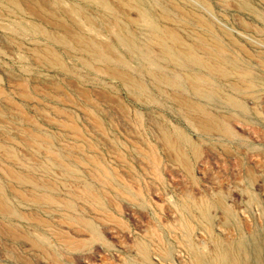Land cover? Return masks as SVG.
Segmentation results:
<instances>
[{
  "label": "rangeland",
  "instance_id": "obj_1",
  "mask_svg": "<svg viewBox=\"0 0 264 264\" xmlns=\"http://www.w3.org/2000/svg\"><path fill=\"white\" fill-rule=\"evenodd\" d=\"M17 1H22L20 6L23 4L19 18H13L0 9L3 15L0 14V143L14 150L19 161H10L0 153V189L5 198L8 197L7 201L9 199L14 208L25 214L22 215L25 219L14 220L22 235L14 239L5 234L8 233L5 227L8 222L0 216V264H197L201 259L207 264L213 259L217 248L233 250L235 246L241 248L244 264H264V86L257 88L249 84L250 92L234 79L231 81L233 88L230 89V83L217 76L213 81L219 85L220 90L216 89L211 100L199 99L187 79L194 65L191 64V68L189 64V68L188 65H179L182 69H177L178 66L171 65L166 59L157 58V48L147 43V54L156 58L153 68L171 71L186 88L178 91L167 86L162 89L156 87L147 73L148 69L145 70L151 66L136 56L137 60H131L132 67L148 87L147 96L137 100L129 87L113 78L107 68L99 73L86 70L78 61L82 55L63 54L60 46L50 44L62 53L64 62L75 70L73 74L48 63L37 62L32 56L31 47L49 42L40 35L34 36L30 31L26 32L28 36L15 35L11 29L12 18L28 24L34 23L41 29L59 35L66 36L71 31L74 35L78 30L69 26L65 14L61 12V7L69 0H60L61 5L57 6L54 0ZM105 1L109 14H115L110 25L99 24L103 18L102 13L94 6L88 7L91 17L96 18L101 25L103 34L97 36L113 44L115 51L123 58H130L127 48L119 46L116 33L122 27L133 30L129 18H135V15L120 4L123 0ZM170 1L185 11L192 10V13L203 16L210 26L201 25L189 15L177 13L169 5ZM241 1L143 0L147 7L153 6L149 8L155 12L154 17L162 26L170 25L190 43L199 44L201 40L225 47L229 58L240 66L244 63L247 66L249 62L251 74L264 78L259 59L243 54L233 45L234 38L251 52L257 55L264 53V36L259 34V31L264 32V0ZM27 2L33 4V7L30 4L29 7ZM112 3L118 8H114ZM41 6L46 12L41 10ZM119 8L122 11H118ZM163 10L173 13L175 23L163 22ZM48 19L59 28L55 26L56 29L53 23L48 24ZM60 27L71 31L66 33ZM85 29L80 32L82 35L91 37L97 34L89 28ZM138 31L139 43L146 45L147 31ZM199 56L206 64L214 62L202 53ZM247 56L253 57L252 60ZM203 73L208 75V70L204 68ZM235 74L239 76L240 72ZM24 93L30 97H25ZM173 94L183 95L187 100L202 105L207 104V111L214 115L228 112L225 116L229 117L228 124L234 134L232 138L217 130L207 116H196L198 118L194 124L187 116L188 110L175 99L176 102L171 100ZM229 94L245 104L246 116L238 114L237 117L235 113H229L224 103V98ZM66 115L80 126L83 134L76 136L61 127L60 123L67 120ZM95 120L103 124L105 133L96 128ZM200 124L206 128L203 129ZM29 130L53 137L52 146L66 160L68 166L63 163L66 169L71 167L73 170V179L65 173L66 170L55 169V178L45 171L44 165L48 161L45 149L39 150L24 142L26 131ZM178 131L186 134L191 143L180 142ZM167 134L173 143H182L181 149L191 164L189 171L179 164L176 152L168 147L165 141ZM193 146L199 148L196 153ZM143 151L146 154L155 153L158 165H152ZM78 157L86 161L91 160V157L94 161L97 157L96 160L101 161V164L84 165L78 162ZM9 169L15 170L17 174H26L27 169H34L32 171L37 178H53L57 192L53 190L54 195L61 204L68 200L73 205L72 211L58 206L59 203L54 206L50 203L35 206L24 201L16 195V189L20 187L9 179ZM58 180L62 183L58 184ZM63 183L65 187L61 185ZM86 184L92 188L95 196L101 198L104 212L97 211L76 197L78 192L85 189ZM190 202L203 208L206 203L209 204V231L188 209ZM33 217L50 223L48 228L52 232L35 222ZM186 221L192 222V233L182 230L181 225ZM87 224L91 227L88 228ZM55 232L61 233L63 238H57ZM25 235H29L30 239ZM34 235L41 238L38 239L46 250L33 248L31 240ZM63 240L81 245L72 248L61 242ZM141 245L148 248V261L141 257Z\"/></svg>",
  "mask_w": 264,
  "mask_h": 264
},
{
  "label": "bare ground",
  "instance_id": "obj_2",
  "mask_svg": "<svg viewBox=\"0 0 264 264\" xmlns=\"http://www.w3.org/2000/svg\"><path fill=\"white\" fill-rule=\"evenodd\" d=\"M54 1H55L54 4L56 6L61 5L59 2L60 0H54ZM76 1H78V3ZM226 1L227 0H224V2H226ZM21 2L19 3L17 0H0V9H2L4 12H8L9 15H11V17H13V18H16V16H17V18H19L18 16L23 11V9L21 8V6L23 4L20 6ZM117 2H115V3H117ZM170 2L171 3L169 5H171L172 9L174 11H176L177 13L180 12L181 14L189 15V16L195 18L199 23H201V25L203 24L204 26L205 25L210 26V23L203 16L198 15L196 13H192L193 12L192 10L191 11L183 10L174 1H170ZM65 3H64V5L62 4L63 6L61 7V9L63 8V11H61V12H63L65 14L64 16H66L65 19L69 23V26L72 25V27L74 26L78 30V32L77 33L75 32L76 34H74V35L71 33L72 32L71 30L65 29L66 27H64V28L60 27V28L63 29V31L65 29L67 31L66 33H68V31H71L70 32L71 34L69 33L66 36H63L61 34L60 35L57 34L56 32H49V31H46L44 29H41L38 26H36L34 23L28 24V23L18 21V20H15L12 18L13 25L11 26L12 27L11 29L15 35L18 33V34H21L23 36H25V35L28 36V34L26 32L30 31V32H32V34L34 36L40 35V36L44 37L49 42V44L45 43L43 45V44H38L36 41V44H38V45L35 48L31 47V50L33 49L32 50V56L36 59L37 62H39L41 64H43V63L47 64L48 63V65L50 64L52 67L63 70L66 73H72L74 69L70 68L64 62L62 53L60 51H58L57 48L52 47V45L53 46H60L63 49V52H64L63 54H66L69 56L70 55L75 56V54L78 56L82 55L83 57L79 58L78 61L80 60V62H79L80 65H82L86 70H94V71L99 73L102 70H104V68H107L108 72L110 71L113 78L118 79V80L122 81L123 83H125L129 87V91H131V93H133L138 98L137 100H139L140 98H142L141 96H144V95L147 96L148 87L143 82L144 80H142L141 77H139L137 75L136 71L133 69L134 66L131 63V60L136 59L137 58L136 56H138L142 61L145 62V64L149 63V65L151 66L150 68H145V67H142V68H145V70L148 69L147 73L152 78V81L156 87L161 88V87L167 86V87H170L172 89H176L178 91H180L182 89L184 90L186 87L178 81V79L176 78V76L173 73L171 74V71L167 72L163 69L160 70V69L156 68V70H155L153 68V65L155 64L154 61L156 60V58L147 54L146 46L148 43L149 46H151L153 48H157L158 52L156 53V55L154 54L157 58L166 59L168 61V63H170L171 65L178 66L177 69L179 68V65L180 66H182V65L186 66L188 64L194 65V68H193L194 70L192 71L193 73L190 72L191 73V74L189 73L190 76L188 78L187 77L186 78L189 81L188 84H189L191 90L198 96L199 99L202 98V99H207V100L210 99L211 100L210 97H212L213 94H216V92H215L216 89L220 90L219 85H217V83L213 81V78H215L217 76L218 77L220 76L222 79H225L226 81H228L230 83V85H229L230 89L233 88L231 81L234 79H237L236 82L239 83V85H241L242 87L245 86V88H248V90L250 92L252 91V90H250V85L257 86V88L260 86H264V78H260L254 74H251L252 71H251V69L249 70V68H248V66H250L249 62H248L247 66L245 65V63H244L245 66L244 65L240 66L236 61L232 60L231 58H229L227 56V54L225 53V49H226L225 47H223L219 44H216V43H214V44L210 43L209 44V42H202L201 40H199L200 41L199 44H196V43L193 44L194 42L190 43L188 40H185L180 34H178L174 28L169 27L170 25L169 26H162L161 24H159L158 23L159 21H157V19L154 17L155 12L153 10H152L153 11L152 12L149 8L152 5H149V7H147L146 4L143 2V0H123L122 2H120V4L122 3V5L124 6V8L126 7V9H129L135 15V18H129V19H131L130 23H131L133 30H127V29H124L122 27L121 31H119L117 33L115 32L116 33V40L118 41L119 46L127 48L129 54H131L130 58H123L124 56L122 57L119 53L116 52L117 50L115 49L113 44L108 43V42H104V41L100 40L97 36L102 31L101 25H99V24L104 23V24L110 25V23H112V19L114 18L113 16L115 15V14L113 15V13H112L113 16H111L109 14L110 12H108V4L106 3L105 0H75V1L69 0V2L66 1ZM27 4H28V2H27ZM29 4L31 5V3H29ZM35 4H37V3L35 2ZM83 4H84V6H82ZM147 4H149V3H147ZM30 5H29V7H30ZM32 5H31V7H33ZM244 5L245 6L247 5L246 1L244 2ZM56 6H55V8H56ZM90 6H94V8H96L100 13H102L103 18H101V22H99V24H98L96 18L95 19L92 18L90 13L88 12V10H89L88 7H90ZM113 6H114V4H113ZM115 7L116 6H114V8ZM51 8H53V7L51 6ZM111 8H113V7H111ZM116 8H118V7H116ZM34 9H36V8L34 7ZM32 10H33V8H32ZM38 10H34V11H38ZM41 10H42V6H41ZM42 11L46 12L45 9ZM118 11H122V10L119 8ZM122 13L126 14V12H122ZM172 14H173L172 12H169L167 10L161 11V18H162L163 22H166L169 24L172 22L175 23V21H176L174 18L175 16L173 17ZM1 16H3V15L1 14ZM75 16L77 18H75ZM43 17H45V16H43ZM43 17H42V19L44 20L45 18H43ZM53 17L56 19V17L54 15H53ZM48 21H49V23L47 22L48 24L53 23L49 19H48ZM116 22H119V21H116ZM54 24L55 23H53V26H54ZM113 24L115 25L114 22H113ZM50 26H52V24ZM55 26L58 27V25H55ZM61 26H62V24H61ZM115 27H116V25H115ZM244 27H246V25ZM3 28H5V27H3ZM85 28H89V29H91V31L93 30V31L97 32V34L95 36H93L91 34L93 37L92 36L87 37L85 35H82L81 34L82 31L86 30ZM117 29L119 30L118 27H117ZM138 30L147 31L146 45H144L143 43H142L143 45L139 43L138 36L136 34V32H139ZM109 31H111V30H109ZM101 34H103V32ZM224 34L226 36L230 37V35L227 32H224ZM259 34L264 36V32H262V31H259ZM33 35H31V36L33 37ZM143 38H145V37H143ZM230 38H232V37H230ZM108 40H110V39H108ZM50 44H52V45H50ZM233 45H234V47H236L235 49H238L239 51L243 52V54L251 55L253 57L254 56L257 57L259 59L258 60L259 66L264 70V55H263L264 53H261L260 51H258V52L256 51L257 53H259V52L261 53V54L257 55L256 53H253L249 49L244 47L242 44L239 43L238 40H235L234 38H233ZM233 45H232V47H233ZM200 53L210 57L211 59L214 60V62L206 64L204 62L205 60H203V58L199 56ZM247 57H249V56H247ZM252 58L249 57V59H251V60H252ZM179 60H181V63L179 62ZM189 65L187 66L188 68H189ZM193 65H191L190 68L193 67ZM146 67H149V66H146ZM204 68H206L208 70V75H204V73H203ZM179 69H182V68H179ZM196 69H198V70H196ZM105 72H107V70ZM237 72L238 73L240 72L239 76H236L235 73H237ZM76 76L81 77V75H76ZM217 86H218V88H216ZM221 91H223L222 88H221ZM250 92H248V93H250ZM1 94H2V90L0 88V95ZM182 94H184V93H182ZM223 94L225 95L224 92H223ZM24 96H25V93H24ZM27 96L30 97L28 94H26L25 97H27ZM182 96H180L179 94H173L170 96V98H171V100L175 99L178 103H180L179 105L181 107L184 106V108H186V111L188 110L187 116L193 120V121L192 120L191 121L194 124H195V122H197L196 118H198V117H196V116L204 115V116H207L206 118H209V120L216 125L217 130L219 129L220 132H223V134L230 136V137L232 135H234L232 132V129L230 128V125L228 124L229 117L225 116V114L228 112H226L224 115H221V114L220 115L219 114L214 115L213 112L211 113L210 111L209 112L207 111V107H209L207 104H206L207 106L205 104L202 105V104H199L200 102L196 103L192 100H187L186 97H184V96L182 97ZM222 97H227V95L226 96L222 95ZM224 99H226V101L224 100V103L228 106L229 113L233 112L232 114L235 113V115H237V117H238V114H241V115L245 114V116L247 115V110H246V107L244 106L245 104L241 100H239L238 98H234V96H232L230 94L228 95L227 98H224ZM207 100H205V101H207ZM222 100H223V98H222ZM208 104H209V102H208ZM61 112H63V111H61ZM190 112L192 114H190ZM193 114H195V115H193ZM62 115H64V112ZM66 116H67V120H64L62 123H60L61 127L66 129L65 131L68 130V131L72 132V134H75L76 136H80V134H83L81 132V130L79 129L80 126L76 125L73 122L74 121L73 119H72L73 121H71L70 116H69L70 118L68 117V115H66ZM232 116L230 115V118ZM91 118L95 119L93 116ZM239 118H241V117H239ZM96 120H98V119L96 118ZM209 120H208V122H209ZM198 123H200V122L198 121ZM209 124H210V122H209ZM210 125H212V124H210ZM96 126H97L96 128H98V130L100 132L105 133L103 124L98 123V121H96ZM201 126L203 127V129L206 128L203 125H201ZM198 127H200V126H198ZM208 129L209 128H207L205 130H208ZM213 130H215V129L213 128ZM215 132H216V130H215ZM208 133H210V132H208ZM26 135H27V137L24 139L25 140L24 142L26 144L31 145L33 147H38L39 150H41L40 148L45 149V154L47 156L48 161L44 165L45 166L44 168L48 174L50 173L49 175L53 174V177H54V173H55L54 170L59 168L61 170H66L67 172H65V173L73 179V177H74V175L72 174L73 170L71 169V167H67V169H66L65 166L66 165L68 166V164L65 163L66 160L64 159V157H62L60 155V153L57 150H55L53 148L54 146H52L53 143H51V142H53L52 141L53 137H51L45 133H42L40 131L38 132V131H34V130L33 131H30V130L26 131ZM169 136H170L169 134L165 135V141H166L168 147L176 152L179 164L182 165V167H184L187 171H189L191 164L189 163L188 157L186 156V154L181 149L182 143L179 145L173 143L171 140L172 138H170ZM177 137H178V140L180 139V142H189L187 135L184 134L182 131H178ZM189 143H191V142H189ZM5 145L0 143V153H2L10 161H13V162L19 161V158L16 155L17 153ZM90 146L91 145H89V148L93 149V147L92 146L90 147ZM193 147H194V150L196 153L197 150H199V148L197 149L198 146L196 148H195V146H193ZM2 154H0V155H2ZM87 158L89 159L90 157H87ZM95 158L98 159L97 157H95ZM146 158L151 163H153L152 165H154L155 163L157 164V158L155 156V153L150 152L149 154H146ZM77 159H79L78 162L80 161V163L84 164V165L95 164L96 166L97 165L100 166V164H101V161L100 162L97 161L96 159H94V157H93L94 161L92 160V157H91V160H89V161H86L85 159H82V158L80 159L79 157ZM63 163H65V166L63 165ZM91 163H93V164H91ZM73 169H75V168H73ZM27 170L25 172L26 174H23L24 172L22 174H17V173H15L16 172L15 170H14L15 172L10 170V169L8 170L9 171L8 172L9 173V179H12V181L20 187L18 190L16 189V195H18L19 197L24 199V201L26 200V201H29L30 203L35 204V206L36 205L42 206L43 204L45 206L48 203H50V205L53 204L52 206H54V204H58L59 200L54 195V192H56V190H55L56 183L54 182L53 178L47 179L45 175L43 177H45L46 179L41 178V177L37 178V177H35L36 175L33 173L34 169H32L33 171L31 169H27ZM74 174H77V173H74ZM76 176H78V175H76ZM68 179H70V178H68ZM74 180H76V179H74ZM66 182H67V180H66ZM57 183L59 184L62 182L59 181ZM64 183L61 185L63 186ZM65 185H66V183H65ZM65 185H64V187H65ZM1 189H0V216L8 222L7 226H5L8 233L7 232L6 233L4 232V233L7 236L14 237V239H16V237L20 238L19 237L21 235L19 233L20 230L18 229V225L14 222V220L16 218H22L23 214L17 208H14L12 206V204L9 203V201H10L9 199L7 201L8 197L5 198L4 192ZM53 190H54V192H53ZM76 197H79L80 199L84 200L85 202H87L88 204L93 206L95 209H97V211H101V213L105 211V208L101 202V198L99 199L97 196H95V194H93L92 188H90V186H88L87 184L85 185V189H83L82 191L77 193ZM61 202H62V200H61ZM190 203H189V205H187V206H189L188 209H190L191 212L195 214V217L203 224V226L206 228V230L209 231L210 230V221H211L210 220L211 219L210 214H209V204L206 203V205H204V208H203V207H200L199 205H196L195 203H193V204L192 203L190 204ZM60 205L62 206V208H64V209L66 208V210L71 209L69 211H72V209H73V205L70 204V202L68 200H67V202L62 203V204L59 203L58 206H60ZM221 206L224 207L223 204ZM226 211H227V209H226ZM22 219H25V218H22ZM34 220L39 225L46 226L47 228L50 226V223L47 224L46 222H42V221L37 220L35 218H34ZM190 222L191 221H186V222L182 223V225H181V227L183 228V229L182 228L181 229L184 230L186 233L187 232L192 233L193 225H192V222L191 223ZM87 226H88V228L91 227L90 224H87ZM48 230H50V229L48 228ZM50 231L52 232V230H50ZM55 234H56V232H55ZM31 235H33V234H31ZM56 235L58 236L57 238H60V240L63 238L61 236V233L58 234V232H57ZM27 238L30 239L29 235ZM32 238L33 239L31 241H32L34 249H36L38 251L39 250L42 251L45 249V247L42 245L43 243L41 244V241H39L41 239L40 237H38V238H40V239H38L37 236L34 235ZM65 239H67V238L65 237ZM15 241H17V240H15ZM61 242L65 243L66 245H68L69 247H72V248L79 246V244H80L79 243L77 245L74 242L67 241V240L66 241L63 240ZM46 247H47V245H46ZM145 247H142V245H141V253H142L141 257L144 258V261H148V258H149L148 257V250H147L148 248H145ZM216 250L217 251H215L216 253L212 257L213 259L211 260L210 263H208L209 261L207 262L205 260L207 262V264H244L243 252H242L240 247L235 246V248L233 250H231V249L222 250L219 247ZM202 260H204V259L197 261V264H204V262Z\"/></svg>",
  "mask_w": 264,
  "mask_h": 264
}]
</instances>
